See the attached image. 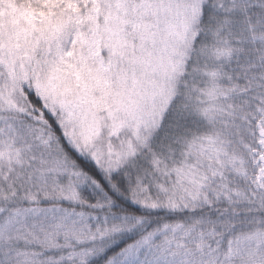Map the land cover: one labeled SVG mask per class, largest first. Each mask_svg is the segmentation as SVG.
I'll use <instances>...</instances> for the list:
<instances>
[{
	"label": "snow or ice",
	"instance_id": "1",
	"mask_svg": "<svg viewBox=\"0 0 264 264\" xmlns=\"http://www.w3.org/2000/svg\"><path fill=\"white\" fill-rule=\"evenodd\" d=\"M0 264H264V0H0Z\"/></svg>",
	"mask_w": 264,
	"mask_h": 264
}]
</instances>
